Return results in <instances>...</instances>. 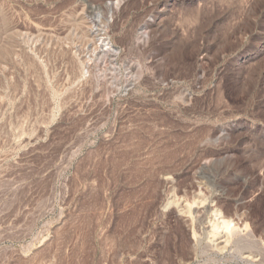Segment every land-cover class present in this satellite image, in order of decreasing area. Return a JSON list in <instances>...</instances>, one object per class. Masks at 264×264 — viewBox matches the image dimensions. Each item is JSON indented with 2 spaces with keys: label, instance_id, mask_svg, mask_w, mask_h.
<instances>
[{
  "label": "rangeland",
  "instance_id": "rangeland-1",
  "mask_svg": "<svg viewBox=\"0 0 264 264\" xmlns=\"http://www.w3.org/2000/svg\"><path fill=\"white\" fill-rule=\"evenodd\" d=\"M215 210L264 264V0H0V264H247Z\"/></svg>",
  "mask_w": 264,
  "mask_h": 264
},
{
  "label": "bare ground",
  "instance_id": "bare-ground-1",
  "mask_svg": "<svg viewBox=\"0 0 264 264\" xmlns=\"http://www.w3.org/2000/svg\"><path fill=\"white\" fill-rule=\"evenodd\" d=\"M188 213L191 214L190 211ZM214 214V218L209 221L207 227L209 247L218 254H224L233 245L241 246L242 260L247 264L258 263L260 253L249 247L250 243L256 245V242L248 225L241 227L234 223L233 219L224 217L217 210Z\"/></svg>",
  "mask_w": 264,
  "mask_h": 264
}]
</instances>
